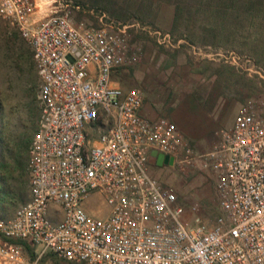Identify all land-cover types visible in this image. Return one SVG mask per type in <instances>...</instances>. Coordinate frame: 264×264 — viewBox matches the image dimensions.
<instances>
[{"label":"built area","instance_id":"built-area-1","mask_svg":"<svg viewBox=\"0 0 264 264\" xmlns=\"http://www.w3.org/2000/svg\"><path fill=\"white\" fill-rule=\"evenodd\" d=\"M34 0H0V16L32 51L40 116L28 148V198L0 217V264L54 256L76 264H264V118L243 105L208 152L177 125L141 113L143 94L112 81L138 60L133 24H76L67 12L35 19ZM208 164L219 212L187 218L150 173L151 152ZM108 205L99 217L83 203ZM34 257L31 258L29 251Z\"/></svg>","mask_w":264,"mask_h":264},{"label":"rangeland","instance_id":"rangeland-1","mask_svg":"<svg viewBox=\"0 0 264 264\" xmlns=\"http://www.w3.org/2000/svg\"><path fill=\"white\" fill-rule=\"evenodd\" d=\"M34 1L35 19L51 12H67L76 24L84 26H100L109 20L133 24L129 42L138 49V60L122 76L112 75V81L124 87H138L143 94L142 107L149 108L155 119L173 121L194 152L210 151L220 139V130L230 127L245 104H251L264 118V63L249 51V45L233 48L202 43L206 29L199 23L191 36V32L188 34L173 23L174 7L167 1L145 0V8L141 5L143 0H116L122 9H107L98 0ZM111 12L125 17L117 18ZM38 87L30 46L0 16L2 164L10 165L18 157L27 169L28 148L40 116ZM149 166L150 173L177 194L187 218L196 214L207 222L214 220L219 204L215 173L208 164L197 161L190 166L173 159L171 165H158L152 160ZM24 177L28 179V174ZM28 190L27 183L26 198ZM26 198L4 204L0 217H10ZM83 205L88 213L99 217L109 211L105 201L95 194ZM38 264L76 263L49 255Z\"/></svg>","mask_w":264,"mask_h":264},{"label":"trees","instance_id":"trees-1","mask_svg":"<svg viewBox=\"0 0 264 264\" xmlns=\"http://www.w3.org/2000/svg\"><path fill=\"white\" fill-rule=\"evenodd\" d=\"M165 1L174 7L173 23L183 27L188 34L191 32V36H194L192 31H196L194 26L199 27L201 24V27H205L206 38L202 43L229 45L233 48L249 45L251 49L249 51L257 55L259 62L264 63V0ZM99 2L107 9L108 7L122 9V6H117L116 0H98V4ZM141 5L146 8V1L143 0ZM113 15L117 18L125 17L115 13ZM123 71L118 75L122 76ZM23 162L16 157L10 165L0 163V207L9 202H16L18 198L19 200L26 198L28 179L24 176H27L28 170L25 171ZM22 177L24 179L21 180ZM28 251L33 258V251L30 249Z\"/></svg>","mask_w":264,"mask_h":264},{"label":"water","instance_id":"water-1","mask_svg":"<svg viewBox=\"0 0 264 264\" xmlns=\"http://www.w3.org/2000/svg\"><path fill=\"white\" fill-rule=\"evenodd\" d=\"M153 155L156 156V163L158 165H162V164H169L171 165L173 163V157L169 156L168 154H162V153H157V152H153Z\"/></svg>","mask_w":264,"mask_h":264},{"label":"crops","instance_id":"crops-1","mask_svg":"<svg viewBox=\"0 0 264 264\" xmlns=\"http://www.w3.org/2000/svg\"><path fill=\"white\" fill-rule=\"evenodd\" d=\"M120 85L122 86V84H120ZM141 113L144 116H146L147 118H149V119H155L153 113L151 112V110L149 108H147L146 106H143L142 107ZM153 152H155V151H152L151 152L150 161H152V160H155L156 161V159H157L156 156L152 154Z\"/></svg>","mask_w":264,"mask_h":264},{"label":"bare ground","instance_id":"bare-ground-1","mask_svg":"<svg viewBox=\"0 0 264 264\" xmlns=\"http://www.w3.org/2000/svg\"><path fill=\"white\" fill-rule=\"evenodd\" d=\"M42 1V0H41ZM46 1V0H45ZM42 2H44V0L42 1ZM48 5V4H47ZM42 8H45V6H44V3H42Z\"/></svg>","mask_w":264,"mask_h":264}]
</instances>
